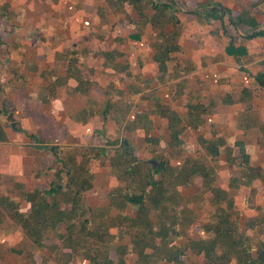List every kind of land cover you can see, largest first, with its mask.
Listing matches in <instances>:
<instances>
[{
    "label": "trees",
    "instance_id": "16d2710c",
    "mask_svg": "<svg viewBox=\"0 0 264 264\" xmlns=\"http://www.w3.org/2000/svg\"><path fill=\"white\" fill-rule=\"evenodd\" d=\"M114 2L116 5L133 6L139 12V33L147 27L159 32L153 47L156 51L154 62L161 74L158 79L162 84L173 77L183 78L195 69L184 65L183 68H176L174 73L169 72L172 55L182 51L179 40L184 27L179 17L181 9L174 0ZM147 4L153 11L150 15L144 11ZM262 5L264 0H248L245 6L241 5V12L235 15L231 8L207 2L199 4L192 14L199 28L220 22L223 34H227L230 28L242 31L241 44L237 46L234 37H230L227 47V52L238 60L247 52L244 43L264 38V28H260L254 13ZM208 7L213 8L206 10ZM77 54L72 50L67 55L65 78L57 77L40 93L39 99L43 103L54 98L59 88L64 86L81 95L90 93L95 82L85 77ZM104 56L105 67L110 68L112 63L115 72L130 75L123 70L129 66L121 67L116 62L120 53L105 52ZM253 78L255 84L264 89V73ZM71 84L74 86L69 87ZM109 88H112L113 95L125 94L122 90H115L113 85ZM185 90L187 81L183 79L178 84L173 101H179ZM139 92L135 90V94ZM150 98L152 110L149 112L132 114V100L125 103L122 99L117 102L110 99L101 114L105 122L110 116L127 133L141 131L146 152L152 160L138 154L145 148L139 150L126 140L107 142L104 146L75 147L65 152L64 156L60 155L58 148H54L53 155L60 166L56 181L47 187L36 186L30 191L23 184L14 183L16 196L29 206L30 211H22L19 202L2 196L0 225L6 217L10 218L36 248L56 255L57 264H74L79 260L84 264H131L129 258L132 255L135 256L134 264H187L185 258L189 254L202 258L201 264H264V217L246 219L230 193V188L238 190L241 186L253 193L255 184L264 181L261 169L252 166L246 144L234 141L229 145L214 127L209 134L197 137L203 155L213 161L224 156L228 163L231 170L229 185L219 186L216 170L207 164L203 155L199 156L195 149L189 148L183 139L187 129L196 133L206 123L210 108L201 102H193L191 98L186 105V113L182 115L162 99L156 96ZM252 98V91L245 88L238 100L229 94L223 103H243L247 111H252ZM85 113L93 116L92 112ZM152 116L159 117L166 124L169 141L164 153L160 151L161 138L152 135L155 126ZM259 129L264 147V123ZM7 140L8 133L0 125V142ZM95 160L109 162L108 169L116 181L108 193V204L100 209L92 207L85 197L94 189ZM236 166L241 177L232 174ZM197 179L201 180L200 187L208 191L207 204L211 208V217L201 225L203 236L193 239L188 232L198 224L199 217L192 206L197 201H205V197L201 194V197H188L183 192L197 190ZM246 198L242 204L246 209L261 208L247 205ZM131 211L134 213L130 214ZM243 220L244 228L241 226ZM181 239H185L183 245H179ZM9 252L18 256L26 254L32 264L47 262V258L37 251L26 252L14 247Z\"/></svg>",
    "mask_w": 264,
    "mask_h": 264
},
{
    "label": "crops",
    "instance_id": "0c3cea01",
    "mask_svg": "<svg viewBox=\"0 0 264 264\" xmlns=\"http://www.w3.org/2000/svg\"><path fill=\"white\" fill-rule=\"evenodd\" d=\"M174 1L181 9L179 17L184 27L179 40L182 51L172 55L169 72L174 73L176 68H183L184 65L195 69L183 78L173 77L162 84L156 76L159 67L154 62L156 51L153 47L159 32L147 27L139 33L137 22L140 14L133 6L116 5L114 0H0V14L3 15V18L0 16V125L8 133V140L0 142V197L9 196L19 202L14 183L23 184L28 191L40 184L43 170H35L43 154L45 157L53 155L48 138L55 135L56 129L62 134L60 145L66 151L87 146L84 143L89 135L99 134L110 123H107L109 119L105 122L101 114L110 99L113 102L122 99L125 103L132 100V114L141 113L138 108L141 100L153 96L173 106L167 98L169 94L175 95L183 79L187 81V90L179 101L185 98L187 103L191 98L193 102H201L196 99L193 90L198 93L209 89L213 93L218 88L225 92L223 103L227 95H232L226 88L230 83L238 84L239 95L235 100L240 98L245 88H249L253 94L252 111H247L243 103L231 105L238 109L234 122L238 137L234 141L246 144L251 163L252 154L248 149L264 153L259 129L264 123V100L260 99L264 89L259 88L253 78L264 73V38L244 43L247 52L237 60L227 52V47L230 37H234L237 46L241 44L242 31L230 28L227 34H223L220 22L196 27V17L192 14L199 4L215 2L231 8L237 15L241 12V5L245 6L248 0H191L194 2L191 8L186 6L187 0ZM144 11L147 15L153 13L149 4ZM254 13L260 28H264V5L256 8ZM72 50L80 56L85 77L95 82L94 87L89 94L81 95L64 86L59 88L54 98L43 103L39 99L40 93L57 77L65 78L66 57ZM112 51L121 54L116 62L121 67L129 66L123 70L130 75L125 72L118 74L113 70L112 63L110 68L105 67L104 53ZM235 70L238 74L234 79ZM248 80H252V89L247 84ZM111 85L115 90H122L124 96L119 93L113 95L112 88H109ZM153 88H160L157 95ZM135 90L140 92L135 94ZM188 91L192 94L190 98L186 97ZM149 103L152 108V101ZM85 112H92L93 116ZM10 113H15L19 123L17 131L7 121ZM151 118L156 121V116ZM216 130L230 141L231 138L226 137L220 128ZM231 133L234 134L233 131ZM51 155L47 157L51 159ZM8 180L13 181L9 192L4 189ZM29 182L34 184L32 189L27 185ZM263 186L264 181L255 184V192ZM242 207L244 214L256 211ZM255 216L257 214H252L249 219L258 217Z\"/></svg>",
    "mask_w": 264,
    "mask_h": 264
},
{
    "label": "rangeland",
    "instance_id": "374dc122",
    "mask_svg": "<svg viewBox=\"0 0 264 264\" xmlns=\"http://www.w3.org/2000/svg\"><path fill=\"white\" fill-rule=\"evenodd\" d=\"M185 3V2H184ZM186 6L191 8L194 6V2L191 0H187ZM0 16L3 18V15L0 14ZM0 17V21L2 18ZM197 27V25H196ZM198 29V28H197ZM1 30V29H0ZM232 30V29H231ZM232 33L235 34L234 30H232ZM239 39V38H237ZM259 43V42H257ZM159 71H157V75L159 76ZM238 72L235 70L233 78L235 79L237 77ZM228 80V79H227ZM227 84L229 82H226ZM236 83H238L236 81ZM251 89L252 87V80H248L247 83ZM238 84H229L226 87L229 91L232 92L233 98L237 99L239 95V91L236 89V86ZM225 86V85H223ZM173 87V86H171ZM169 89V85L167 86ZM160 88H153V92L159 91ZM101 91L103 92V88H101ZM209 91V92H208ZM204 91H199L198 93L192 91L193 94L197 95L196 99H199L198 101L203 102L206 106L210 108V115L206 116V123L198 130V132H192L190 130H186L185 133L183 134V139L186 141L187 145L191 149H195L197 151V154L199 156L203 155V150L198 146L197 142V137L201 134H209L211 131V127H216V129L224 132L226 137L231 138L230 141L227 139V142L229 145H232L234 140L237 139L238 133L236 129V115H237V110L236 108H233L231 105H227L225 103H222L223 99V93L225 96V92H222L218 88H216V91L211 93V91L208 89ZM146 97V96H145ZM173 94H169V97L167 98V101H170V103L173 104V106L176 108V110L184 115L186 113V100L181 101H173ZM186 97L190 98L192 97V94L188 91L186 92ZM107 99V96L106 98ZM261 100H264V94L260 98ZM151 99H146V100H141V103L139 104V110L141 113L149 112L152 110L150 108L151 103H149ZM213 102L214 104H211ZM152 107V106H151ZM156 121H155V126L153 128V136L161 138V148L160 151H163V153L167 150V142L169 141L167 132H166V127L164 122L156 116ZM110 122V123H109ZM108 127L103 129L99 134L94 133L89 135V138L86 139L87 142L84 144L87 145H92V146H104L107 144V142H114V141H123L126 140L130 143V145L138 148L139 150H143L145 148V143L144 139L142 137L141 132H133L129 134H125L122 131V127H120L115 121L112 120V117L109 116V121L107 122ZM212 125V126H211ZM233 127L235 129H233ZM234 132L233 135L231 132ZM55 135L50 136V139L48 138V143H50L51 148H58L59 153L61 156H64V151H66L65 147H61L60 143H62V134H60V130L56 129L54 131ZM251 141H253V137H251ZM63 148L65 150H63ZM250 150L252 154V165L255 167H258L261 169V172L264 177V153L260 152H255L251 148L248 149ZM67 150L66 152H68ZM147 149L145 148L142 153L138 152V154L141 157H144L149 160H152V156L146 152ZM47 154V153H46ZM236 154L238 156V150L236 151ZM51 154H47V156H50ZM34 156V155H33ZM43 156L40 158L41 162L39 163V166L37 167V170L42 171L44 173L43 178L40 181V184L38 186H44L47 187L50 183L56 181V172L60 169V166L56 163V158L54 155H51L52 158L49 159L48 157ZM203 158L207 162L208 165L213 167L216 170V177H217V184L219 186L223 187H228L229 185V179L231 177V170L228 166V163L225 161V157L222 156L217 160H211L208 156L203 155ZM154 160V159H153ZM108 163L102 160H95L93 162L94 168L93 172L95 174V184H94V189L88 192L85 197L87 202L92 206L97 209L103 208L108 204V193L112 190L114 183L116 182L115 179L112 176V171L108 169ZM48 166H51V168H48ZM51 169V170H50ZM235 171L232 173L233 176H238L241 177L239 167H234ZM11 180H8L6 185H4L5 191L9 192L11 186L13 185V181L10 182ZM201 180L197 179L196 183L198 185L197 190L191 189V190H186L183 193L186 196L190 195H197L198 197H201V195H204L205 201H197L192 208L194 209L196 215L199 217L198 224L194 225L191 227L189 230V236L193 239H200L203 236V232L201 229V225L207 221L211 217L210 213V205L207 204L208 202V191L205 190L203 187H200L199 182ZM245 181V180H244ZM12 184V185H11ZM29 186V189H32L34 184H31L30 182L27 184ZM264 186L259 188L256 192L253 189V193H250V189L247 187L241 186L240 189H231L230 188V193L231 195L236 199V205L239 210H243V202L245 200V196L247 197V205H260L261 208L256 209L255 212H245L244 216L246 219H249L252 217V214H257V218L262 219L264 217L262 208H264ZM19 203L22 206V211L24 212H29L30 208L27 206L25 203H23L21 200H19ZM134 212L131 211L130 214H133ZM3 224L0 225V264H32L30 263L27 258L26 254L23 256H18L16 254H12L9 252L10 248H19L23 249L26 252H33L37 251L41 255L45 256L47 258L46 263L42 264H57L56 261V255L51 254L47 250H39L34 246L30 240L27 238L26 234L24 231H22L19 227H17L14 222L10 218H5L4 221L2 222ZM242 228L245 226V220L242 221L241 223ZM61 232H64V228H61ZM115 232V230H114ZM129 240L127 239V242ZM185 242V239H181L179 241V245H183ZM187 264H201L203 259H197L193 255H188V257L185 258ZM129 261L131 264H134L135 261V256H130ZM35 264H41V263H35ZM74 264H84V262H81L80 260L75 262Z\"/></svg>",
    "mask_w": 264,
    "mask_h": 264
},
{
    "label": "water",
    "instance_id": "95a60500",
    "mask_svg": "<svg viewBox=\"0 0 264 264\" xmlns=\"http://www.w3.org/2000/svg\"><path fill=\"white\" fill-rule=\"evenodd\" d=\"M7 121L10 122L12 129L16 131L19 129L18 127L19 123L15 117V113H10L7 117Z\"/></svg>",
    "mask_w": 264,
    "mask_h": 264
}]
</instances>
